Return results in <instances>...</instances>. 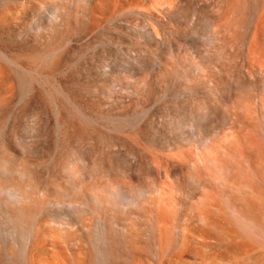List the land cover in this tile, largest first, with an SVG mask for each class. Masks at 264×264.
I'll return each mask as SVG.
<instances>
[{
	"label": "bare ground",
	"instance_id": "obj_1",
	"mask_svg": "<svg viewBox=\"0 0 264 264\" xmlns=\"http://www.w3.org/2000/svg\"><path fill=\"white\" fill-rule=\"evenodd\" d=\"M0 264H264V0H0Z\"/></svg>",
	"mask_w": 264,
	"mask_h": 264
}]
</instances>
